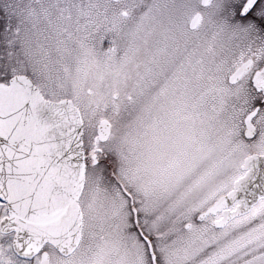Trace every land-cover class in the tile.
<instances>
[{"label":"snow or ice","instance_id":"1","mask_svg":"<svg viewBox=\"0 0 264 264\" xmlns=\"http://www.w3.org/2000/svg\"><path fill=\"white\" fill-rule=\"evenodd\" d=\"M0 264H264V0H0Z\"/></svg>","mask_w":264,"mask_h":264}]
</instances>
